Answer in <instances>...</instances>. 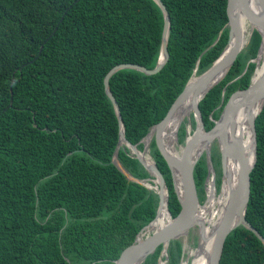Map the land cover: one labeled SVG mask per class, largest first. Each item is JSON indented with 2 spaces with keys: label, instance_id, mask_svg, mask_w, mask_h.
I'll return each mask as SVG.
<instances>
[{
  "label": "trees",
  "instance_id": "trees-1",
  "mask_svg": "<svg viewBox=\"0 0 264 264\" xmlns=\"http://www.w3.org/2000/svg\"><path fill=\"white\" fill-rule=\"evenodd\" d=\"M162 1L171 16L163 69L153 75L122 69L110 79L125 135L140 150L195 69H209L229 41L228 0ZM164 25L155 0H0V264H115L155 219L159 194L129 180L112 161L120 122L105 77L123 63L155 68ZM261 42L255 30L227 76L201 100L207 130L230 96L250 85ZM256 130L246 216L264 236V108ZM186 137L183 124L180 143ZM151 153L176 217L181 204L155 139ZM215 157L219 190L221 155H212L216 167ZM119 159L136 178L151 176L128 146H121ZM194 176L202 202L206 155ZM162 247L144 264H158ZM182 251V240H172L169 264H180ZM220 264H264V243L239 226L228 236Z\"/></svg>",
  "mask_w": 264,
  "mask_h": 264
},
{
  "label": "water",
  "instance_id": "water-1",
  "mask_svg": "<svg viewBox=\"0 0 264 264\" xmlns=\"http://www.w3.org/2000/svg\"><path fill=\"white\" fill-rule=\"evenodd\" d=\"M78 1L79 0H76V2ZM155 1L161 7L165 17L162 46L156 67L148 69L139 64L123 63L113 67L105 77L106 92L115 106L120 122V138L112 161L129 178V180L142 183L148 188L155 190L160 197V204L155 219L140 231L133 244L129 245L122 251L118 259L115 260V264H144L148 257L154 254L160 245L163 247L159 255L158 264H163V262H166L164 256L167 255V258L169 256L168 250L172 240L177 239H181L183 242L182 263L186 256L189 234L195 228H198L199 230V247L206 242L212 241L207 263L220 264L226 240L230 233L239 226L243 225L255 232L264 243V236L252 225L246 216L251 197V172L257 162L258 140L256 119L264 108V71L260 76L254 78L260 65L258 60L261 59V49L264 46V0H228L229 21L226 27H229V41L225 49L206 71L197 74L198 68L195 69L191 79L174 101L165 118L155 124L142 140L144 143V149L140 150L137 145L129 142L125 135L123 117L120 111V106L111 90L110 79L115 73L122 69H136L148 75H153L160 72L169 60L170 53L168 44L171 29V16L162 0ZM243 20L250 25L248 39L245 30L243 29ZM56 30L57 28L54 33ZM255 30L260 32L262 42L257 58L252 60L257 63V67L251 83L247 88L237 90L230 96L229 100L223 107L219 119L215 120L214 127L207 130L200 110V102L213 87L218 85L227 76L240 53L251 41ZM246 71L247 68L245 72ZM13 96L14 93L12 89L10 106L13 104ZM255 102H260V108L257 112L252 111V105ZM244 105L248 106L247 120L251 130L250 153H252V155L246 154V145L243 136L236 134L234 130L236 114L239 108ZM191 111L193 112L196 122L195 127L192 123ZM177 114H180V117L175 131L173 132L174 144L172 143V145L175 146L174 150L173 147L171 148L172 145H169L166 141V130L169 123ZM186 116L193 131H187L185 142L180 143L179 129ZM229 126L232 127L231 131L234 134L231 139H229L226 134V129ZM154 139L172 171L175 191L181 204V210L176 217L172 215V212L169 209V188L166 179L157 166L151 153V143ZM202 140L205 141V145L195 154L193 150L196 149L198 143ZM214 140H217L220 146L222 164V181L218 196L223 194L226 182L229 183V192L221 215L209 232L208 229L210 227V222H208L201 214V207L204 206L205 203L200 201L194 172L199 159L203 152L206 151V157L208 160L206 192L208 182H210L209 189L211 191V193L207 194V202L211 195H215L218 192L216 185L217 173L212 160L211 143ZM175 144L180 148V153L177 152ZM123 145L128 146L133 156L140 160L151 174L150 177L145 179L136 178L123 165L119 159V150ZM230 156H233L240 162V168L234 184L231 183L233 174L227 164ZM147 157H149L150 160H148ZM163 207H166L170 220L160 229L146 235L148 228L158 219Z\"/></svg>",
  "mask_w": 264,
  "mask_h": 264
},
{
  "label": "bare ground",
  "instance_id": "bare-ground-1",
  "mask_svg": "<svg viewBox=\"0 0 264 264\" xmlns=\"http://www.w3.org/2000/svg\"><path fill=\"white\" fill-rule=\"evenodd\" d=\"M243 24V29L245 30V33H249L250 31V25L248 22L244 21L242 22ZM248 36V35H247ZM248 39V38H247ZM260 65L257 69V72L254 75V78H257L260 76L263 71H264V46L261 49L260 53ZM247 105L241 106L236 114L235 117V133L243 136L245 145H246V154L249 155L252 153L251 152V130L249 128L248 120H247ZM260 108V102H255L252 105V111L257 112ZM190 110V108H189ZM188 110V111H189ZM180 114H177L172 121L169 123L167 130H166V136L167 138L170 139V144L172 145L173 142V132L175 131L176 125L178 123ZM231 126L227 127L226 129V134L229 139H231L234 134L231 131ZM205 145V141H201L198 143L196 149L193 150V152L196 154L198 153L199 149L202 148ZM175 150V146L172 145L171 148ZM180 149V148H179ZM180 150L177 149V152ZM180 153V152H179ZM252 158V157H251ZM148 160H150L149 157H147ZM230 162V164H229ZM229 169H231L232 174H233V179H232V184L236 182V177L238 175V171L240 168V162L238 159L234 158L233 156H230L227 161ZM228 192H229V183L226 182L224 186V192L221 196L211 195L210 199L207 201V203L201 207V214L203 217L210 222V227H209V232L212 229L211 227L218 221L219 216L221 215L222 209L226 203L227 197H228ZM211 193V191L209 192ZM170 220L169 213L166 209V207H163L162 210L160 211L158 219L154 222L152 226H150L146 232V235L150 234L152 231H155L157 229H160L163 227L168 221ZM212 241L206 242L202 244V246L191 250L189 253L193 257L192 258V264H208L207 259H208V253L209 249L211 247ZM189 248H193L192 246ZM182 264H189V258H185L182 262Z\"/></svg>",
  "mask_w": 264,
  "mask_h": 264
},
{
  "label": "rangeland",
  "instance_id": "rangeland-1",
  "mask_svg": "<svg viewBox=\"0 0 264 264\" xmlns=\"http://www.w3.org/2000/svg\"><path fill=\"white\" fill-rule=\"evenodd\" d=\"M248 33L246 34V37L248 38ZM248 45H249V43L245 46V48L243 49V50H245L247 47H248ZM259 61V60H258ZM260 62V61H259ZM191 113H192V119H194V116H193V112L191 111ZM183 124H185L186 125V129H187V131H193L192 129H191V126H190V123H189V121H188V118H187V116L185 117V119L183 120V122H182V124H181V126L183 125ZM181 126H180V128H181ZM195 127V126H194ZM180 130V129H179ZM187 138V137H186ZM166 141L168 142V144H170V139L169 138H167L166 139ZM176 145V144H175ZM211 146H212V155L215 153H218V154H220L221 155V152H220V146H219V144H218V141L217 140H214L212 143H211ZM176 147H177V149L179 150V147L176 145ZM204 155H206V151H204L203 152V154H202V156L201 157H203ZM215 159H217L216 157H215ZM219 164L220 163H218V159H217V163H216V167H215V169H216V173H217V171H218V169H219ZM229 164H230V162H229ZM215 166V165H214ZM221 166V168H222V164L220 165ZM222 177V176H221ZM216 183H217V181H216ZM209 186H210V182H208V184H207V192H206V196H205V198H204V200L202 201V203H207L206 202V199H207V194H209V192H210V189H209ZM219 195V190H218V192H217V196ZM153 232V231H152ZM151 232V233H152ZM199 239H200V236H199V230H198V228H195V229H193L191 232H190V234H189V242H188V246H187V251H186V256H185V258H189V264H192V256L190 255V251L191 250H193V249H196V248H198L199 247ZM193 247V248H189V247ZM168 258H169V256H168ZM167 258V255L166 256H164V259L166 260V262H163V264H169V259ZM180 264H182V263H180Z\"/></svg>",
  "mask_w": 264,
  "mask_h": 264
}]
</instances>
